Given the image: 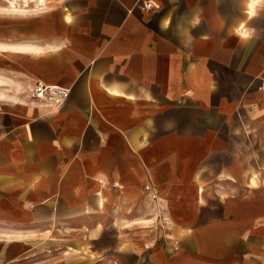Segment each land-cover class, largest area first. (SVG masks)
<instances>
[{
    "label": "crops",
    "instance_id": "obj_1",
    "mask_svg": "<svg viewBox=\"0 0 264 264\" xmlns=\"http://www.w3.org/2000/svg\"><path fill=\"white\" fill-rule=\"evenodd\" d=\"M12 1L0 264H264V0Z\"/></svg>",
    "mask_w": 264,
    "mask_h": 264
},
{
    "label": "built area",
    "instance_id": "obj_2",
    "mask_svg": "<svg viewBox=\"0 0 264 264\" xmlns=\"http://www.w3.org/2000/svg\"><path fill=\"white\" fill-rule=\"evenodd\" d=\"M69 89L43 83H36L29 89V97L40 106L47 109L59 107L68 97ZM156 198V193L151 194Z\"/></svg>",
    "mask_w": 264,
    "mask_h": 264
},
{
    "label": "rangeland",
    "instance_id": "obj_3",
    "mask_svg": "<svg viewBox=\"0 0 264 264\" xmlns=\"http://www.w3.org/2000/svg\"><path fill=\"white\" fill-rule=\"evenodd\" d=\"M7 1L10 2V3H7V2H6V3L8 4V8H10V6H11V1H12V0H7ZM12 2H13V1H12ZM25 2H27V1H25ZM25 2H24V3H25ZM13 4H14V2H13Z\"/></svg>",
    "mask_w": 264,
    "mask_h": 264
},
{
    "label": "bare ground",
    "instance_id": "obj_4",
    "mask_svg": "<svg viewBox=\"0 0 264 264\" xmlns=\"http://www.w3.org/2000/svg\"><path fill=\"white\" fill-rule=\"evenodd\" d=\"M38 2L42 3V0H38ZM15 5L13 4V2L11 1V7H14Z\"/></svg>",
    "mask_w": 264,
    "mask_h": 264
}]
</instances>
